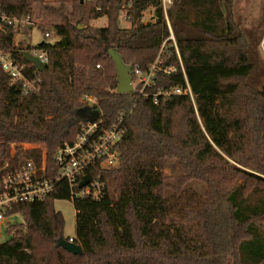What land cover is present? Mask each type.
<instances>
[{
	"label": "trees",
	"instance_id": "16d2710c",
	"mask_svg": "<svg viewBox=\"0 0 264 264\" xmlns=\"http://www.w3.org/2000/svg\"><path fill=\"white\" fill-rule=\"evenodd\" d=\"M0 17H36V29L49 36L29 45L48 59L37 72L22 57L26 46L14 42L33 28L0 21V54L24 65L34 85L24 93L0 66V177L29 163L55 175L56 150L88 120L76 115L86 97L100 110L97 135L112 125L121 131L117 165L85 173L103 183L101 198L71 199L60 182L43 200L5 212L23 222L6 223L0 264H264L262 36L243 32L232 0H173L166 17L174 44L160 0H0ZM100 18L104 27L91 24ZM109 50L131 71L155 66L147 96L140 86L115 92ZM186 83L192 100L153 103L157 91ZM24 145H43L44 160L39 147ZM169 161L179 169L174 177ZM193 184L202 194H192ZM59 200L72 202L75 234L66 240L80 256L55 245L64 228L53 208Z\"/></svg>",
	"mask_w": 264,
	"mask_h": 264
},
{
	"label": "built area",
	"instance_id": "2783aa9c",
	"mask_svg": "<svg viewBox=\"0 0 264 264\" xmlns=\"http://www.w3.org/2000/svg\"><path fill=\"white\" fill-rule=\"evenodd\" d=\"M160 2L166 25L170 32L169 40L174 44V38L166 17V11L171 7L173 0H160ZM0 21L12 25L15 29L18 27L30 26L34 30L35 26L33 19L29 21L28 19L13 20L0 17ZM42 36L45 39L49 37L47 33ZM27 38L31 39L29 36ZM259 47L264 56V38L260 42ZM29 52L32 56L37 58L40 63L47 65L48 59L42 51L29 50ZM0 66L3 72L9 75L12 81L21 84L24 93L33 90L34 85L25 76L24 71L26 68L24 65L16 64L10 56L0 54ZM96 68H98V66H96ZM180 70L184 73L181 65ZM174 71L175 69L166 70L165 73ZM130 75L132 77V88L134 89L140 86V94L147 96L143 91L154 85L156 78L155 66H151L146 72L134 69L130 71ZM170 95H187L192 100L190 89L186 83L185 89L174 88L167 91H157L153 95V103L157 104L158 97H168ZM85 102L86 106L88 102H92L93 106H95L94 101L90 97H86ZM99 123V118L98 120L80 122V130L74 142L72 144H64L56 150L53 156L55 175H46L43 163L39 172L29 163L5 173L0 177V225L6 224L7 219L11 218H6L5 212L10 210L13 206L20 203H31L43 200L60 182H65L68 185L71 199L90 198L97 200L104 195L105 189L101 180L98 177L90 178L85 173L96 165L105 169L114 168L117 165L118 154L115 146L121 138V131L117 126L112 125L107 131L97 135ZM44 157L45 154H42L43 160ZM85 176L89 178V181L84 187L79 188ZM69 241L72 240L70 239Z\"/></svg>",
	"mask_w": 264,
	"mask_h": 264
},
{
	"label": "rangeland",
	"instance_id": "374dc122",
	"mask_svg": "<svg viewBox=\"0 0 264 264\" xmlns=\"http://www.w3.org/2000/svg\"><path fill=\"white\" fill-rule=\"evenodd\" d=\"M45 3L51 2L53 3L54 0H43ZM232 13L234 15V20L239 24L240 28L243 30V32H247L249 34V38L251 40L258 39L260 36H262L264 32V0H232ZM144 21H147L149 16H147V13L144 14ZM33 21L35 23L34 30H31L28 34L30 38H24L23 35H17L14 39V42L18 46L25 47L29 44L32 46L39 43L41 40H43V36L38 31L37 25L41 22L38 18L33 17ZM33 23V24H34ZM93 26L95 27H104L106 25V19L100 18L95 20L93 23ZM120 26L125 27L126 23L123 20V17L120 19ZM27 36V37H28ZM50 42H53L52 40ZM262 60L264 61V56H262ZM93 107L92 102H88L87 107L84 110H78L76 115L79 117V119H97V113L94 111H90ZM24 148H34L39 147L42 151V154H45V148L43 145H24ZM170 165L169 168H167V175L170 177H174L178 175L179 169L177 168L174 161H169ZM177 168V169H176ZM203 186L201 184H193L192 185V194L193 193H199L202 194L203 192ZM53 208L55 211L59 212L63 219H64V228L62 232L63 239L72 238L75 234V212L73 209V205L71 201L67 200H59L55 201L53 203ZM6 222H9V224L14 223H21L22 218L20 216H14L9 219H7ZM5 225H0V243H3L8 240V237L5 233Z\"/></svg>",
	"mask_w": 264,
	"mask_h": 264
},
{
	"label": "water",
	"instance_id": "95a60500",
	"mask_svg": "<svg viewBox=\"0 0 264 264\" xmlns=\"http://www.w3.org/2000/svg\"><path fill=\"white\" fill-rule=\"evenodd\" d=\"M82 1L83 0H80V2H82ZM77 28H80V26L78 25ZM29 48H30V46L27 45L26 50L22 51V53H21L22 57L25 59V61L30 63L37 70V72H42L45 69L46 64L40 63L37 58L32 56L29 52ZM108 55L111 58V60L113 61L114 68L116 71L117 86H116L115 92L117 94L131 93L133 91L132 77L130 75L131 67L126 66L122 62V58L118 54H116L115 51L109 50ZM89 110L91 112L94 111L97 113V115H98L97 119L100 118V110L97 106H93ZM88 120L91 121V118H89ZM88 181H89V178L87 176H85L83 178V181L80 183L79 188L84 187L88 183ZM55 245H56V247H60L64 251L71 253L73 255H78V256L82 255V251H81L80 246L74 244L72 241L63 239L62 237H59L56 240Z\"/></svg>",
	"mask_w": 264,
	"mask_h": 264
},
{
	"label": "crops",
	"instance_id": "0c3cea01",
	"mask_svg": "<svg viewBox=\"0 0 264 264\" xmlns=\"http://www.w3.org/2000/svg\"><path fill=\"white\" fill-rule=\"evenodd\" d=\"M148 16V15H147ZM144 17H146V16H144ZM94 22V21H93ZM93 22H91V24L93 23ZM93 25V24H92ZM263 38H264V32H263V35H262V39H261V41L263 40Z\"/></svg>",
	"mask_w": 264,
	"mask_h": 264
}]
</instances>
